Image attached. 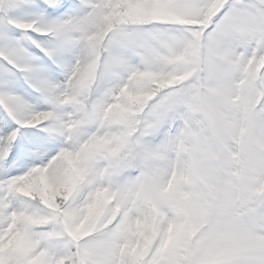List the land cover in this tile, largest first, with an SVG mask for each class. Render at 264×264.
<instances>
[{
    "label": "snow or ice",
    "instance_id": "1",
    "mask_svg": "<svg viewBox=\"0 0 264 264\" xmlns=\"http://www.w3.org/2000/svg\"><path fill=\"white\" fill-rule=\"evenodd\" d=\"M0 264H264V0H0Z\"/></svg>",
    "mask_w": 264,
    "mask_h": 264
}]
</instances>
